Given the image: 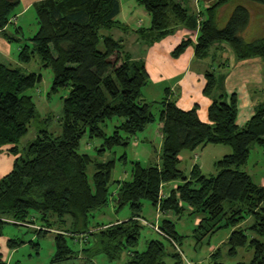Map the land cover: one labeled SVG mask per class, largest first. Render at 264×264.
Returning a JSON list of instances; mask_svg holds the SVG:
<instances>
[{"label":"trees","instance_id":"trees-1","mask_svg":"<svg viewBox=\"0 0 264 264\" xmlns=\"http://www.w3.org/2000/svg\"><path fill=\"white\" fill-rule=\"evenodd\" d=\"M139 1L152 16L151 27L138 30L142 37L157 40L188 25L198 32L197 57L208 54L215 44H227L240 61H264V39L247 42L243 37L252 18L249 4L264 6V0H244L247 5H238L223 28L217 24L218 11L233 0H219L203 20L191 17L176 0ZM18 6L19 0H0V30L8 25ZM35 7L39 31L31 40L34 52L24 47L19 62L29 64L38 55L43 66L53 71L52 93L63 88L70 89V93L63 99L59 120L62 134L39 131L22 155L18 144L28 134L31 123L39 119L34 99L27 92L41 83L42 75L0 63V151L7 148L16 156L13 170L0 179V236L2 226L8 223L34 225L33 219L29 221L32 212L41 220L57 216L64 223L68 215L72 218L71 229L57 230L48 222L37 230L40 236L57 231L56 253L50 264L81 260L94 264L93 259L99 255L113 262L124 252H128L126 264H165L167 244L176 250L172 257L183 262L179 244L184 237L178 233L176 223L168 218L158 224L149 223L142 217L147 201L162 214L181 216L189 209L190 215L199 217L194 229L198 242L222 229L231 230L226 242L228 255L247 249L253 252L249 264H264V186L246 170L251 147L257 145L264 151V104L244 126H239L237 95L232 94L228 101L224 95L214 98L218 82L212 73L206 76L204 90L206 96L213 97L208 122L200 120L198 106L183 111L175 99L147 102L143 88L149 83V75L144 63L130 60L122 42L110 35L116 28L124 29L116 20L119 0H44ZM192 42L185 40L175 55ZM157 106L158 114L153 111ZM114 119L117 122L109 135L106 128ZM154 123H159L163 135L158 162L148 166L133 162L132 179L117 181L115 202L118 209L128 206L131 218L91 230L90 214L112 200L109 184L116 166L114 160L96 159L116 147L128 146ZM86 136L91 141H103L100 148L95 147L94 156L80 151ZM209 145L231 148L230 154L215 163L217 174L205 176L196 165L186 175L180 168L182 153ZM179 180L182 184L164 196L165 185ZM147 227L158 238L148 240L145 251H138ZM76 238L89 246L75 251L69 240ZM23 243L10 239L7 246L16 250ZM218 255L219 250L211 256L216 260ZM0 264H8L1 254Z\"/></svg>","mask_w":264,"mask_h":264},{"label":"crops","instance_id":"crops-1","mask_svg":"<svg viewBox=\"0 0 264 264\" xmlns=\"http://www.w3.org/2000/svg\"><path fill=\"white\" fill-rule=\"evenodd\" d=\"M41 1L44 0H19V6L9 19L8 25L0 30L1 64L23 68V65L19 62V54L24 47L29 46L28 43L32 42L31 40L39 31L35 6ZM119 1L120 12L116 20L124 26V29L116 28L111 31L110 35L122 42L124 52L130 57V60L144 63L149 75V83L143 88V96L147 102L157 103L163 101L164 98L175 99L178 107L183 111H190L198 106L200 120L208 122L209 107L212 104L213 97L220 98L224 95V99L228 101L232 94H236L239 106L237 124L241 127L264 104V61L262 59L253 58L240 61L227 44H215L209 48L208 54L197 57L198 32L192 31L188 25H182L172 33L151 41L149 37H142L138 32L140 29L148 30L151 27L152 16L150 13L139 0ZM176 1L187 9L191 17H198V20H203L207 17V10L215 6L219 0ZM238 5H247V3L244 0H233L219 9L217 19L219 28L226 26ZM249 6L251 7L252 18L243 37L247 42L264 39V6H251L250 4ZM33 10L35 12H32ZM26 17L31 19L32 23H29ZM31 25L32 27L29 28L28 26ZM188 39L193 41L192 44L178 55H175L179 46ZM208 73L214 74L218 82L213 97L210 96L211 98L204 93ZM147 89H150V91H147ZM156 92L159 93L160 99L149 100L148 97H153L151 95ZM156 124L159 129V123ZM151 131L154 132V129L152 128ZM136 136L131 141V143L135 142L136 146H139L142 140H147V138L141 139L139 134L137 139ZM160 136L162 147L163 135L160 133ZM201 149L202 153L200 155L203 157L208 146ZM186 158L189 159V175L196 165L199 167L205 166L197 153H195L193 161L192 156L187 157V154L183 152L180 156L181 163ZM15 159L16 156L10 154L7 148L0 151V179L13 170ZM199 160H201V163L196 162ZM180 184H182V181L165 185L163 189L164 196H169L170 191L176 189ZM259 185L264 186V180ZM156 211L155 220L157 224L161 223L162 217L171 219L170 216L173 215L171 213L162 214L157 209ZM186 212L190 213V210L187 209ZM33 220H35L34 217ZM124 220L126 219L117 220L114 223L123 222ZM199 222L200 218L196 217L195 227L198 226ZM229 236L230 234H227V240ZM2 244L5 245L4 241L0 240V245L3 246ZM216 248L217 246L215 250ZM214 253L215 251L211 255Z\"/></svg>","mask_w":264,"mask_h":264},{"label":"rangeland","instance_id":"rangeland-1","mask_svg":"<svg viewBox=\"0 0 264 264\" xmlns=\"http://www.w3.org/2000/svg\"><path fill=\"white\" fill-rule=\"evenodd\" d=\"M32 12L35 11L33 10ZM26 20L29 23H32L31 19H28V17H26ZM28 27L31 28L32 25ZM28 44L30 46V52H34V44L32 42H29ZM23 69L27 74L36 73L42 75V81L36 87L27 92V95L32 96L34 99L39 113V119L37 121L34 120L31 123L28 134L18 144L22 155H24L26 147L37 139L39 131L47 130L56 136L62 134V128L59 120L63 114V99L70 93V89L68 88H63L58 93H52L54 79L53 71L51 68L43 66L38 55L35 56V58H32L29 64L23 65ZM147 91H150V89H147ZM151 96L153 97H148L149 100L160 99L159 93L157 92ZM153 111L158 114V106L155 107ZM46 120H48V123ZM116 122L117 119L109 122V127L106 128V132L109 135L113 132L112 126L116 124ZM152 128L154 129V132L151 131ZM138 134L141 139L147 138L148 141L142 140V142L139 143V146H136L135 142H132L128 146L116 147L113 151L108 152L103 158L96 159L98 162L114 160L116 161V166L112 172L109 184L112 200L108 206L95 210L90 214L89 228L91 230L98 225H106L123 219H126L124 221H127L131 218V209L128 206L118 209L115 202L117 191L119 189L117 181H130L132 179L133 162L140 161L146 166L157 163L161 152L160 130L158 129L156 123L149 125L144 132ZM138 134L136 139L138 138ZM102 143L103 141L99 138L91 141L86 136L82 140L80 151L94 156L95 147L100 148ZM229 152H231V148L228 146L211 145L208 146V149L204 153L203 157L200 155L202 153L201 148L196 152L185 151L184 154H187V157L192 156L191 159L194 161V155L197 153L205 165L204 167H200L201 171L205 176L210 177L217 174L215 163ZM124 156H126L125 159L123 158ZM201 160L196 162L201 163ZM188 163L189 159L186 158L184 162L181 163L180 167L186 175H189L190 165ZM246 170L253 176L256 183L261 184L263 182L264 151L257 145H253L251 147V156ZM92 173L93 168L90 167L89 174ZM179 181L181 182V180ZM156 215V209L151 205V203L146 201L144 203L142 217H144L149 223L154 224L156 223ZM33 217L35 218V224L33 226L15 225L13 223H8L2 226V236H0V240L4 241L5 245L2 244L4 247L0 245V254L4 256L8 264H15L17 261L21 264H50L56 253L54 238L57 231L53 230L43 236H40L37 233V230L40 229L41 225H47L48 222L57 230L71 229L70 222L72 221V218L68 215L63 218V220L68 223L61 222V219L57 216H50V218H48L49 221L41 220L40 215L36 212H32L29 221H32ZM170 217L176 223L178 233L184 237L183 241L179 244L184 258L199 264H216V262L219 264H249L252 260L253 252L247 249H240L235 256L228 255L226 237L227 234L231 233V230L222 229L216 234L208 236L201 242H198L194 237L196 216H192L190 213L185 212L181 216H176L173 213ZM164 218L165 217L161 218V222ZM155 238H158V235L154 233L151 228H145L142 232L137 250L145 251L148 240ZM10 239L22 240L24 243L16 250H12L7 246V242ZM221 241L226 242L222 243ZM69 243L75 251H81L84 247L89 246L88 244L84 245V241H80L77 238L70 239ZM216 246L217 248L215 250ZM217 250L220 251V255L216 257V260H214L211 254L214 251L216 253ZM166 252L167 256L165 258V264H184L183 262H180L179 259L172 257V253L176 252V250L171 244H167ZM127 261L128 252H124L119 260L113 262H110L104 255H99L93 259L94 264H126Z\"/></svg>","mask_w":264,"mask_h":264},{"label":"built area","instance_id":"built-area-1","mask_svg":"<svg viewBox=\"0 0 264 264\" xmlns=\"http://www.w3.org/2000/svg\"><path fill=\"white\" fill-rule=\"evenodd\" d=\"M155 230L158 231V232H160V230H159V228L157 226L155 227ZM183 262H184V264H197V263H195L193 261H190V260H188L186 258H184V261Z\"/></svg>","mask_w":264,"mask_h":264},{"label":"water","instance_id":"water-1","mask_svg":"<svg viewBox=\"0 0 264 264\" xmlns=\"http://www.w3.org/2000/svg\"><path fill=\"white\" fill-rule=\"evenodd\" d=\"M66 264H89V262L86 261V260H81V261H78V262L71 261V262H68Z\"/></svg>","mask_w":264,"mask_h":264}]
</instances>
